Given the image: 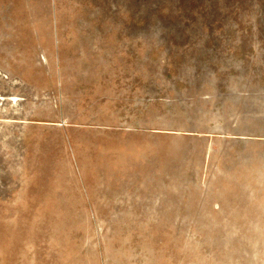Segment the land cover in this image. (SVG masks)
<instances>
[{
	"label": "rangeland",
	"instance_id": "374dc122",
	"mask_svg": "<svg viewBox=\"0 0 264 264\" xmlns=\"http://www.w3.org/2000/svg\"><path fill=\"white\" fill-rule=\"evenodd\" d=\"M0 264H264V0H0Z\"/></svg>",
	"mask_w": 264,
	"mask_h": 264
}]
</instances>
